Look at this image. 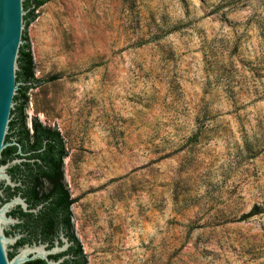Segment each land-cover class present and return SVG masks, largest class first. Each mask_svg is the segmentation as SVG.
Listing matches in <instances>:
<instances>
[{
    "label": "rangeland",
    "instance_id": "1",
    "mask_svg": "<svg viewBox=\"0 0 264 264\" xmlns=\"http://www.w3.org/2000/svg\"><path fill=\"white\" fill-rule=\"evenodd\" d=\"M34 14L25 113L63 139L86 264H264V0Z\"/></svg>",
    "mask_w": 264,
    "mask_h": 264
},
{
    "label": "flooded vegetation",
    "instance_id": "2",
    "mask_svg": "<svg viewBox=\"0 0 264 264\" xmlns=\"http://www.w3.org/2000/svg\"><path fill=\"white\" fill-rule=\"evenodd\" d=\"M22 117V118H21ZM35 119L27 120L25 108L6 136L2 165L15 185L0 183V206L18 198L6 215L17 222L3 231L17 239L9 245L8 258L25 247L23 264H86V255L74 230L73 200L64 178L67 151L59 132ZM57 132V133H56Z\"/></svg>",
    "mask_w": 264,
    "mask_h": 264
},
{
    "label": "water",
    "instance_id": "3",
    "mask_svg": "<svg viewBox=\"0 0 264 264\" xmlns=\"http://www.w3.org/2000/svg\"><path fill=\"white\" fill-rule=\"evenodd\" d=\"M23 10V0H0V158L2 150L8 145L5 137L8 133L9 122L12 119L11 110L15 102L13 100L19 82H16V72L18 70L17 59L19 48L23 44L22 34L25 28ZM30 27H27V35ZM6 165H0V178L6 185L14 186L5 173ZM1 194V190H0ZM22 203L18 198L0 206V264H23L28 260L25 247L18 248V255L8 258L6 252L16 239H8L3 231L9 224L16 223V219L6 216V213L14 204Z\"/></svg>",
    "mask_w": 264,
    "mask_h": 264
},
{
    "label": "trees",
    "instance_id": "4",
    "mask_svg": "<svg viewBox=\"0 0 264 264\" xmlns=\"http://www.w3.org/2000/svg\"><path fill=\"white\" fill-rule=\"evenodd\" d=\"M51 0H23V10L26 11L23 19L25 28L22 34L23 44L19 48V57L17 59L18 70L16 72V82H19L20 85L14 96L13 100L15 102L13 110H11L12 119L9 122L10 125L15 122V118L22 116V111L26 104V92L29 88H32L40 83L38 79L34 76V63L33 57L30 50V43L27 36V27L31 24L36 16L34 12ZM22 118V117H21ZM37 127H41V124L35 121ZM8 128V130H9ZM57 133V132H56ZM7 136V135H6ZM6 142V137H5ZM7 143V142H6ZM5 150L1 152V157ZM0 163L2 159L0 158ZM2 165V164H0Z\"/></svg>",
    "mask_w": 264,
    "mask_h": 264
}]
</instances>
